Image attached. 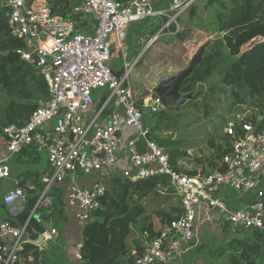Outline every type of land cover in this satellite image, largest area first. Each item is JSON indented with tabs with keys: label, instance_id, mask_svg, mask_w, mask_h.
Wrapping results in <instances>:
<instances>
[{
	"label": "built area",
	"instance_id": "2783aa9c",
	"mask_svg": "<svg viewBox=\"0 0 264 264\" xmlns=\"http://www.w3.org/2000/svg\"><path fill=\"white\" fill-rule=\"evenodd\" d=\"M69 1L72 6L64 18L53 13L54 0H0L10 36L24 43L16 54L44 77L48 87L47 100L23 126L11 125L3 131L7 160L30 147L46 158L50 173L41 179L35 207H50L53 189L58 188L63 201L74 208L82 230L101 207L106 178L137 183L167 177L179 201L176 218L144 245L135 264H171L188 250L195 242V221L202 204L216 220L232 226L234 237L263 230L264 129L243 125L242 134L235 135L232 125L227 128L233 138L232 152L223 158V171L176 172L167 150L150 139L146 121L162 105L153 95L135 94L129 82L141 55L128 65L127 27L158 20L155 33L138 36L143 53L162 34H172V25L178 30V18L197 0H169L162 9H154L153 0ZM114 56L122 58V70L111 66ZM94 91H98L96 99ZM7 160H0V180L9 176ZM81 178L91 184H82ZM27 202L20 185L2 196L6 218L0 221V264H40L33 254L25 253L26 225L14 224ZM55 234L51 229L43 235L52 240ZM75 248L78 261L81 243Z\"/></svg>",
	"mask_w": 264,
	"mask_h": 264
},
{
	"label": "trees",
	"instance_id": "16d2710c",
	"mask_svg": "<svg viewBox=\"0 0 264 264\" xmlns=\"http://www.w3.org/2000/svg\"><path fill=\"white\" fill-rule=\"evenodd\" d=\"M71 6L69 0H54L52 11L66 18ZM198 11L205 13L203 21H200ZM190 17L205 39L213 37L209 40L201 63L181 85L180 92L192 93L194 99L181 107L162 109L148 115L146 119L150 139L167 150L174 171L187 175L197 171L189 172L183 166L188 156L179 149L181 142L164 134L166 128L175 126L174 121L183 117V112L189 108L194 112L202 109L207 115V102L214 103L217 94H229L237 107H248L249 103L252 105L247 108L250 113L248 116L232 124L235 135L242 134L243 125L255 126L258 131L264 129V0H201L191 8L186 19ZM188 26L187 22L178 30L171 26L175 40L192 37V30ZM159 27L155 26L150 34ZM250 43L249 48L243 49ZM23 47L22 41L10 36L4 11H0V140L4 141L3 131L6 127L23 126L48 98L44 77L16 54V50ZM182 69L179 68V71ZM121 74L117 73L118 76ZM206 84H209L208 90L203 94L199 87ZM148 95L156 97L146 91L142 97ZM217 138L216 142L210 143L212 153L197 159L201 164L200 171L206 168L224 170L222 161L225 156L231 155L233 138L226 132ZM25 151L36 155L32 147L21 154ZM106 183L107 189L101 198L100 209L81 231V258L75 264H135V260L144 252V245L156 239L165 225L176 218L179 201L167 177L157 176L137 183L109 177ZM52 193L53 201L63 202L60 189L54 188ZM168 194L169 198H176V206L168 211L146 212L143 204L146 199L150 196H165L168 200ZM37 197L28 199L26 211L14 222L18 226L26 223L25 231H30V226L36 224L30 214L33 209H38L35 207ZM203 247V244L197 245L196 253ZM220 247L218 256L225 264H264V228L245 237H231ZM34 250L32 244H25V253L36 257ZM213 253L214 250L211 251ZM193 255L189 256L190 259Z\"/></svg>",
	"mask_w": 264,
	"mask_h": 264
},
{
	"label": "rangeland",
	"instance_id": "374dc122",
	"mask_svg": "<svg viewBox=\"0 0 264 264\" xmlns=\"http://www.w3.org/2000/svg\"><path fill=\"white\" fill-rule=\"evenodd\" d=\"M200 2L201 0H197L177 21L179 29L183 27L184 22L188 23V27L192 30L191 38L180 41L175 40L174 32L170 28V32L173 35L169 33L162 34L156 42L142 53L144 47L142 45L139 46L137 42L138 36L127 35L124 42V51L127 56L128 65L141 55L129 77V82L135 94L141 97L145 91L149 94H153L154 88L161 79L176 74L179 72V68H185L195 51L210 39H213V37L205 39L202 31L196 28L194 20L191 17L186 19L191 8L195 7ZM198 14L200 15V21H203L205 19V13L198 11ZM153 21L154 27L159 26L158 20L153 19ZM135 25H138L139 30H141L145 25V20L133 23L127 28ZM127 32L128 30H126V33ZM251 44L252 43L246 45L243 49L246 47L249 48ZM110 64L112 67L122 70L123 62L121 57L114 56ZM208 86L209 84H206L200 86L199 89L205 94L207 93ZM227 92L229 91L227 90ZM97 94L98 91H94L95 99ZM108 94L109 92L105 93V98ZM216 96L217 100L214 103L209 101L206 104L209 108L207 115H205L202 109L194 112L193 109L189 108L188 111L183 112V117H178L174 121V124H176L175 126L166 128L165 134L163 133L165 136L181 142L179 149L186 154L185 156H188L183 166L189 172H200L201 164L197 162V159L208 157L212 153L210 143L216 142L218 139L217 137L223 136L227 128H229L234 121L238 123L243 120L245 116L250 114L247 110V108L250 107V103L247 105L248 107H237L233 104L229 94L226 96L217 94ZM89 179L93 180L94 177L92 176ZM169 197L168 194V198ZM143 204L146 208V212L152 214L155 211L170 210L171 207L176 206L177 200L175 197H171L167 200L165 196H150ZM212 222L217 224L218 227L212 228L208 223H204L200 228L197 227L198 230L196 234L199 233L202 239H195L196 242L203 241L207 246L205 245V248L198 249V252L196 254L194 253L193 257H191L189 264H225L222 259H219L218 255L221 249L220 246L229 240L224 239L219 245L218 243L224 235L226 236L225 238L230 237L229 239L236 236L235 230L231 225L226 224L224 219H218ZM221 231L223 232L222 234L220 233ZM239 236L241 237L242 235L239 233ZM211 247H214V249H212L214 250L213 254H211Z\"/></svg>",
	"mask_w": 264,
	"mask_h": 264
},
{
	"label": "crops",
	"instance_id": "0c3cea01",
	"mask_svg": "<svg viewBox=\"0 0 264 264\" xmlns=\"http://www.w3.org/2000/svg\"><path fill=\"white\" fill-rule=\"evenodd\" d=\"M169 0H153L154 9L165 8ZM154 28V21L146 19L143 29L139 30V26H131L127 28V35L140 36L143 33H150ZM7 148L4 140H0V160H7ZM7 166L9 167V176L6 179L0 180V221L6 218V213L2 205V196L10 189L20 185L26 192L28 199L36 198L43 185L41 179L50 173L47 161L44 155H34L29 151L23 154L8 158ZM81 183L90 185V180L82 179ZM247 199V195L244 196ZM244 198H242L243 200ZM35 223L30 231H26L24 239L27 243L35 247L34 252L37 253L36 259L40 264H75V250L76 246L81 243V231L76 223V212L73 207L66 204L64 201H54L50 207H39L36 211L31 212ZM216 217L208 210L207 206L200 205L196 216V231L204 223H208L212 228L218 227L212 221ZM17 223H19L17 221ZM19 225V224H18ZM23 225H26L23 224ZM42 229V231H40ZM51 229L56 230V234L52 236V240H46L44 233H49ZM223 233L222 231L220 232ZM223 238L218 245L223 242ZM196 240L202 239L201 235L196 234ZM195 242L183 254L177 256L171 261V264H189L190 255L196 254V245H206L203 241ZM8 241V240H6ZM215 247V246H214ZM211 247V249H214ZM34 255V254H33ZM185 258H184V256ZM185 260H184V259Z\"/></svg>",
	"mask_w": 264,
	"mask_h": 264
},
{
	"label": "water",
	"instance_id": "95a60500",
	"mask_svg": "<svg viewBox=\"0 0 264 264\" xmlns=\"http://www.w3.org/2000/svg\"><path fill=\"white\" fill-rule=\"evenodd\" d=\"M26 41V40H25ZM209 41L200 46L191 57L188 65L176 74L164 77L156 85L153 94L158 98L163 109H171L183 106L186 102L194 99L192 93L182 94L180 92L181 85L201 63L204 52ZM251 107V103L249 104ZM216 217V215L214 214ZM112 232V230H110Z\"/></svg>",
	"mask_w": 264,
	"mask_h": 264
}]
</instances>
